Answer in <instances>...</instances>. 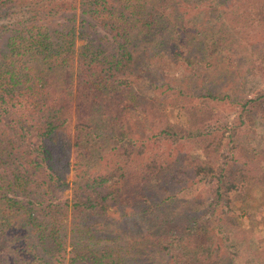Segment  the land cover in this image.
<instances>
[{"label":"trees","instance_id":"1","mask_svg":"<svg viewBox=\"0 0 264 264\" xmlns=\"http://www.w3.org/2000/svg\"><path fill=\"white\" fill-rule=\"evenodd\" d=\"M200 1L0 0V264H232L188 212L195 201L181 207L177 194L159 196L182 174L207 177V212L219 210L239 233L264 190V169L247 166L249 132L264 127V89L225 92L221 50L234 26L220 13L201 26L187 18L186 7ZM206 1L216 8L231 0ZM234 3L240 11L228 6L224 18L264 27V0ZM196 61L211 71L199 82L193 71L187 77L197 91L177 90L195 100L166 108L140 88L147 70L162 81L169 66ZM250 64L264 82V50ZM230 98H238L236 123L216 134L211 123ZM134 111L152 134L127 131ZM110 209L125 227L102 222Z\"/></svg>","mask_w":264,"mask_h":264},{"label":"rangeland","instance_id":"2","mask_svg":"<svg viewBox=\"0 0 264 264\" xmlns=\"http://www.w3.org/2000/svg\"><path fill=\"white\" fill-rule=\"evenodd\" d=\"M234 1H230L229 7L218 5L216 8L209 6V2L206 0L200 1L196 6L189 4L193 9L186 7V17L197 20V24L201 26L203 22L208 20V17H214L217 13H220L217 18L218 21H225L231 27L234 26V35L229 38L230 43L227 45L229 49L225 48L224 45V49L221 50L224 55V59L221 62L223 65L228 66L227 72L230 74L229 83H224L226 86L225 92L230 95H248L252 97L255 96L258 90L264 89V82L253 75L250 64L258 53L264 50V27L251 25L245 19L239 17H235L234 23L224 18L226 7L231 9L233 14L240 11L239 6ZM201 19H203V22H201ZM199 49L200 47H194L191 51L190 54L193 59H198ZM205 65L197 61L191 66L186 64H182L181 66L171 65L169 66L170 70L166 74L164 73L163 77L165 80L162 81L158 77H154L152 71L147 70L146 74L143 72L145 78L144 75L143 78H140V88L148 96L153 97L154 100L161 101L166 108H168L167 104L195 100V98L191 97L179 98L178 96L180 94H178L177 90L181 92H190L192 90L186 84L187 77H191L192 71L196 77H199L198 82L205 80L203 76L207 75V71H211L212 64L209 66ZM200 67H203L205 70H201ZM147 78H149V81ZM173 89L176 91H173ZM194 90L197 91V89ZM233 99L236 100L238 98H230L231 103H221V116L217 121L211 123L210 130L216 132V134H220V129L223 125H234L236 123L238 108ZM258 101L261 102L260 100ZM125 120L128 122L127 131L136 139L144 138L153 133V127L150 125V122L139 112L134 111L128 113ZM254 128L256 129L255 133L249 132V135L254 138L251 140V144L255 151L253 153L250 151L251 156H253V162L247 163V166L253 169L252 166L255 167L257 165L264 169V127L262 125H255ZM227 134L225 133V139ZM234 138L236 140V135H234ZM223 145L224 143H222ZM177 146L180 150L183 147V151L192 152L191 154L193 155L198 152V150H191L190 145L187 143H183L181 146L177 143ZM72 167L73 165L70 169ZM73 172L75 171H70L68 180H71V174ZM178 178V182L174 183L166 192H161L159 196L165 197L167 195L177 194L175 196L176 198L179 197L182 202H187L186 204H181L180 202L176 204L181 207H186V205H189L193 201L196 202V205L188 210V212L200 217L197 219L198 223L208 226L212 234L211 247L218 246L217 254L222 257V260L231 261L232 264H264V231H262L264 226L257 224L259 221L264 224V190L256 195L254 218H247L246 220V217L243 215L246 221V227L240 228L239 233H235L230 232L229 229L225 228L222 221H219L221 217L219 210L215 211V213L211 211L209 213L207 212L209 209L208 202L210 200L209 182H205L208 180L207 177L202 178L182 174ZM253 194H255V191L254 193L251 192V195ZM63 195L72 197L71 189L65 190ZM233 196H236V194H233ZM188 212L186 211V213ZM119 218L118 212L110 209L102 222L104 223V220H106L105 223H107L108 228H114L113 225H116V223L125 227L126 224L122 220L121 222H117ZM151 259L152 261L156 260L158 262L157 257L154 255H152Z\"/></svg>","mask_w":264,"mask_h":264}]
</instances>
